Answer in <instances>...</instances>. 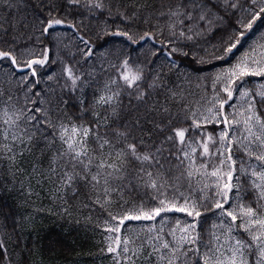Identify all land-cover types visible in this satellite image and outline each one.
Instances as JSON below:
<instances>
[{
    "label": "snow or ice",
    "instance_id": "obj_1",
    "mask_svg": "<svg viewBox=\"0 0 264 264\" xmlns=\"http://www.w3.org/2000/svg\"><path fill=\"white\" fill-rule=\"evenodd\" d=\"M67 2L90 16L98 12L93 19L105 11L120 18L125 27L113 35L125 38L129 49L113 54L111 41L103 39L107 21L97 25L95 36L82 30V20V27L69 25L76 42L65 43L54 32L66 23L55 3L34 24L5 18L0 165L16 169L29 156L41 180H54L73 195L87 189L92 202L108 210L105 251L113 264H264V83L252 88L247 80L264 81V32L210 77L211 95L205 83L198 99L171 79L174 62L157 63L155 48L157 40L167 46L178 37L194 42L219 33L211 53L204 51L226 60L257 24L264 27V0H179L155 14L156 25L145 18L151 31L142 34L133 23L138 11L129 14L127 5L117 4L113 13L104 0ZM14 6L0 0V8ZM20 23L32 29L25 43ZM148 41L153 44L145 50ZM176 52L188 55L176 47L168 55ZM48 64H59V72L41 76L37 66ZM201 79L209 77H197L198 89ZM140 191L143 197L125 198ZM177 213L184 218L173 224Z\"/></svg>",
    "mask_w": 264,
    "mask_h": 264
},
{
    "label": "trees",
    "instance_id": "obj_2",
    "mask_svg": "<svg viewBox=\"0 0 264 264\" xmlns=\"http://www.w3.org/2000/svg\"><path fill=\"white\" fill-rule=\"evenodd\" d=\"M104 2L113 4V13L118 10L117 4L121 8L127 5L129 14L132 11H138L140 19L133 23L140 24L142 34L143 31H151L144 23L145 18H148L152 25H156L158 21L155 14L166 11L170 5H174L179 0H104ZM13 3L15 6L12 9L0 8V23H3L7 18L9 22L27 21L29 24H34L36 17H47V5L55 3L60 18L66 20L65 24L55 26V29H62L65 34L73 37L75 29L69 25L75 24L77 27H82L80 24L82 20L83 25L86 26V29L82 27V30L90 31L95 36L98 31L97 25L107 21L109 34L104 35L103 39L111 41L113 44L111 48L115 49L118 44L122 48L126 47L125 38L113 35L117 28L125 27V22L118 17H109L106 11L97 20L92 16H98V12L90 16L83 7L69 6L67 0H44L43 5L40 0H13ZM83 3L84 0H81V4ZM146 5L147 7H145ZM79 13H83V16ZM159 23L163 24L164 20H160ZM217 26L219 27V25ZM19 28L20 32L24 34L21 43H25L32 29L31 27L26 28L23 23H20ZM11 34V30H9V36L5 38L10 39ZM218 35L219 33L212 35L211 32H207L198 37L196 41L189 42L179 38L177 32L178 38L174 45L162 46L157 40L155 48L160 49L159 54L192 71L209 70L211 67L226 62L225 60L211 59L210 55L204 51L207 49V52L211 53V45L217 43ZM33 42H35V37H33ZM44 42L47 43L46 40ZM145 44L151 47L153 42L148 41ZM186 44L188 47H185ZM34 46L37 52L41 51L38 44H34ZM173 47L182 48L183 51L188 52V55L184 56L181 52L168 55ZM50 55L52 58L57 56L55 47L52 48ZM201 58L205 61L204 63H199ZM49 69L59 72L60 65L37 66V71L41 76H44ZM84 70L87 71L86 66ZM24 74H27V70H24ZM40 86L42 87V84ZM89 99H91V91H89ZM209 128L211 127L209 126ZM5 169L6 164L0 165V244L3 245L0 247V264H108L107 261L110 262L111 254L106 253V248L102 244L103 233L96 230L105 225L107 218L102 208L92 202L94 196L87 189H81L76 195H73L70 190L67 193L64 190L43 191L45 198L56 194L57 204L55 206L48 209L47 204L43 206L29 202L30 204L26 207L25 204L27 205L28 201H32V199H27L25 192L20 191V193L15 189V186L11 184V180H14L12 177L11 179L5 178L3 175ZM48 186L50 189L54 188L52 185ZM130 194L138 195L134 192ZM143 195L140 196L143 197ZM78 201L81 202L80 205L76 204ZM61 204L69 206L70 215H66V213L64 215L60 211Z\"/></svg>",
    "mask_w": 264,
    "mask_h": 264
},
{
    "label": "rangeland",
    "instance_id": "obj_3",
    "mask_svg": "<svg viewBox=\"0 0 264 264\" xmlns=\"http://www.w3.org/2000/svg\"><path fill=\"white\" fill-rule=\"evenodd\" d=\"M20 16H22V14H20ZM260 32H264V27H261L259 24H257V26L254 28V30L252 32H249L248 35L244 38V40L242 41V44L238 45L237 49L234 51V55H231L228 58V61L226 63H224L220 66H217L212 70L204 71L203 73H192V72L188 71L187 69H185L184 67H182V66L179 67L176 65L177 67L172 70L171 79L177 83H183L186 88H188L190 91H192L195 94V98H197V99L199 97L205 95L204 85H205V83H207V95H211L212 89H211L210 77L217 70H219L221 67H227L229 64L235 62L237 57L241 56L246 50H248V46L250 44H252L253 41L256 40V36ZM55 33L62 34V36L66 37V39L64 41L65 43H68L69 41H72L73 43L76 42L71 35L65 34L64 30H62V29L56 28ZM260 43L264 44V41H261ZM112 45L113 44H110L108 47L110 48V50L113 52L114 55L116 53L120 52L121 50L127 52L129 49L128 44H126L125 48H122V46L120 44H118L115 49L111 48ZM80 47H83V45H80ZM147 48H149V46H146L144 49L146 50ZM139 51H141V49H137V52H139ZM259 51H260V49L258 48L257 54H259ZM133 55L135 56L136 53H133ZM141 59H143V57H141ZM160 62L165 63V65H168L171 63V61H169L167 58L163 57L162 55H159L157 63H160ZM97 67H99V65H97ZM0 71H3V70H0ZM186 76L190 78V83H189V80L185 79ZM205 76L209 77V80L207 82H205L203 79H201L199 82L201 87L198 89L196 87L197 77L203 78ZM4 79H5V77L3 75H0V81H2ZM247 80L250 81L248 86L252 87V88H255L260 83H264V81H262L261 78H259V77H248ZM42 87H43V84H42ZM231 110H232L231 108H228V111H231ZM32 163H33V158L29 157V156H25L23 161L16 166V169H19V170L9 169L8 166L6 165V169H5V172L3 173V175L5 176L6 179H8V178L11 179V177H12V179H14V180H11L12 181L11 184H13L15 186V189L19 192L20 191L25 192L27 194V199H32V201H28L27 205L25 204L26 207L30 204L29 202H32L36 205L42 204L43 206L47 204L48 209H49L52 206H55V204H57L56 203L57 202V196H56V194H54V195H51L50 197L45 198L43 195V191H54L55 192V191H62L63 189H62V187L59 186L58 182H56L54 180L47 179V178L41 180L39 176L35 175L32 172ZM29 177H31V178H29ZM48 185H52L54 188L50 189ZM134 193L138 194V195H142L143 191H140L138 193L134 192ZM132 197H135V195H131L130 193H125L126 199H131ZM76 204L80 205L81 202L78 201ZM41 208L43 209L44 207H41ZM33 210H36V209H33ZM70 210L71 209L69 208V206H66V204H64V206H62V204H61L60 211L63 214L66 213V215L67 214L70 215ZM102 210L104 211L106 218L108 219V210H106V209H102ZM30 212H32L31 209H30ZM177 218L183 219L184 214H180V213L175 214L172 217V223L173 224L175 223V220ZM211 222L212 221L209 220L208 224H210ZM145 223H150V222H145ZM208 224H206L205 227H208ZM106 227H107V225L105 224V225L100 226L99 228L96 229V230H99L101 233H103L102 244L105 246V248H106V245L108 243V241L106 240V236L108 235V233L105 230ZM140 227L141 226L139 224H137V226H136L137 232H140ZM125 231H127V230H125ZM102 244H101V246H102ZM107 262H108V264H113L112 254H111L110 262L109 261H107ZM137 264H142V262L138 261Z\"/></svg>",
    "mask_w": 264,
    "mask_h": 264
}]
</instances>
